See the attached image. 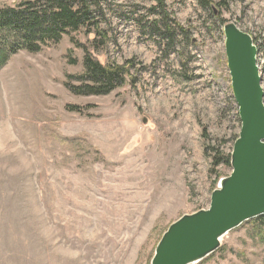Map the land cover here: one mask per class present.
I'll return each mask as SVG.
<instances>
[{
    "label": "rangeland",
    "instance_id": "1",
    "mask_svg": "<svg viewBox=\"0 0 264 264\" xmlns=\"http://www.w3.org/2000/svg\"><path fill=\"white\" fill-rule=\"evenodd\" d=\"M164 1L170 43L156 0H103L106 49L91 48L95 34L66 35L0 70V264H152L169 227L207 210L231 175L211 174V156L230 155L241 129L219 20L256 41L264 90V0H210L213 11ZM86 50L101 64L132 61L136 82L74 95ZM249 227L198 264H264Z\"/></svg>",
    "mask_w": 264,
    "mask_h": 264
},
{
    "label": "water",
    "instance_id": "2",
    "mask_svg": "<svg viewBox=\"0 0 264 264\" xmlns=\"http://www.w3.org/2000/svg\"><path fill=\"white\" fill-rule=\"evenodd\" d=\"M225 55L241 129L231 153L232 173L220 181L207 210L173 223L152 264H198L221 239L264 216V90L253 38L234 23L224 26Z\"/></svg>",
    "mask_w": 264,
    "mask_h": 264
},
{
    "label": "trees",
    "instance_id": "3",
    "mask_svg": "<svg viewBox=\"0 0 264 264\" xmlns=\"http://www.w3.org/2000/svg\"><path fill=\"white\" fill-rule=\"evenodd\" d=\"M156 1L158 3L156 9L163 11L162 16L159 14L161 16L159 24L164 26L163 32L160 33L165 37L163 40L170 43L175 30L173 34L169 15L164 11L165 1ZM197 1L203 9L214 10L210 0ZM102 2L103 0H22L16 7H0V70L7 66L9 60L19 52L38 54L48 45L59 43L66 35L72 36L82 32L88 36L95 34L96 39L92 41L91 48L106 49L110 40L108 34L102 29L100 16H98L102 12ZM225 3L223 0L218 6L223 7ZM219 21L226 25L223 20ZM177 28L184 37L187 36L188 33L179 24ZM73 43L78 45L76 42ZM254 44H257L255 40ZM83 65V74L74 77L79 85L67 84L74 95L107 96L118 88L136 82L131 75L135 69L132 61L123 65L101 64L86 50ZM70 109L82 112L74 107ZM238 137L236 136L235 141ZM207 149L210 148H206V152H208ZM211 158V174L215 173L221 165L231 166V154L224 156L217 150ZM245 224L250 225L248 234L253 241L264 242V216Z\"/></svg>",
    "mask_w": 264,
    "mask_h": 264
},
{
    "label": "bare ground",
    "instance_id": "4",
    "mask_svg": "<svg viewBox=\"0 0 264 264\" xmlns=\"http://www.w3.org/2000/svg\"><path fill=\"white\" fill-rule=\"evenodd\" d=\"M257 51H258V49H257Z\"/></svg>",
    "mask_w": 264,
    "mask_h": 264
}]
</instances>
